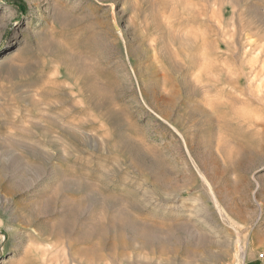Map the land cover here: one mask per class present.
<instances>
[{
	"label": "rangeland",
	"instance_id": "obj_1",
	"mask_svg": "<svg viewBox=\"0 0 264 264\" xmlns=\"http://www.w3.org/2000/svg\"><path fill=\"white\" fill-rule=\"evenodd\" d=\"M0 58V264H264V0H0Z\"/></svg>",
	"mask_w": 264,
	"mask_h": 264
},
{
	"label": "bare ground",
	"instance_id": "obj_2",
	"mask_svg": "<svg viewBox=\"0 0 264 264\" xmlns=\"http://www.w3.org/2000/svg\"><path fill=\"white\" fill-rule=\"evenodd\" d=\"M196 35H198V34H196ZM200 36H201V35H200ZM192 38H193V36H192ZM198 38H199V37H198ZM193 39H195V41L197 40L196 37L193 38ZM206 53H207V51H206ZM206 53L204 52L203 57H204V56L208 57L207 55H205ZM201 56H202V55H201ZM4 60H5L4 58H0V65L3 64ZM208 62L212 64L213 61L210 62V61L208 60ZM214 63H215V62H214ZM214 201H215V199H214ZM215 202H216V201H215ZM243 252H244V251H243ZM244 257H245V256H244V253H243V254L241 255V259H243ZM243 260H244V259H243ZM241 263L243 264V262H241ZM1 264H3V263H1Z\"/></svg>",
	"mask_w": 264,
	"mask_h": 264
},
{
	"label": "crops",
	"instance_id": "obj_3",
	"mask_svg": "<svg viewBox=\"0 0 264 264\" xmlns=\"http://www.w3.org/2000/svg\"><path fill=\"white\" fill-rule=\"evenodd\" d=\"M244 264H260L256 259L250 258L248 261H246Z\"/></svg>",
	"mask_w": 264,
	"mask_h": 264
}]
</instances>
